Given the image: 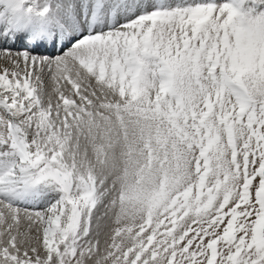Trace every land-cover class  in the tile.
<instances>
[{"label":"snow or ice","instance_id":"1","mask_svg":"<svg viewBox=\"0 0 264 264\" xmlns=\"http://www.w3.org/2000/svg\"><path fill=\"white\" fill-rule=\"evenodd\" d=\"M0 264H264V0H0Z\"/></svg>","mask_w":264,"mask_h":264}]
</instances>
